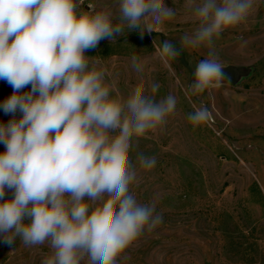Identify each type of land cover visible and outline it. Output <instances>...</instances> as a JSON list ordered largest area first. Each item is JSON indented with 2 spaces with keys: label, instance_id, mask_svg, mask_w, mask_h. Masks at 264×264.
Wrapping results in <instances>:
<instances>
[{
  "label": "clouds",
  "instance_id": "9594fccd",
  "mask_svg": "<svg viewBox=\"0 0 264 264\" xmlns=\"http://www.w3.org/2000/svg\"><path fill=\"white\" fill-rule=\"evenodd\" d=\"M85 0H0V80L12 87L0 110V239L25 247L47 244L41 264H118L146 231L163 222L157 198L139 203L131 151L162 128L177 108L173 94L157 100L161 85L146 86L144 64L131 56L139 83L121 95L107 70L85 52L114 42L125 29L151 34L176 16L165 0H117L116 8ZM259 0H187L196 27L180 39L153 45L165 66L183 49H208L193 71L186 96L219 89L225 81L215 41L246 22ZM30 86V91H23ZM183 87V86H182ZM187 120L199 126L209 108L192 104ZM21 114L16 119L17 113ZM139 169L155 156L138 153ZM7 192L12 196L5 199Z\"/></svg>",
  "mask_w": 264,
  "mask_h": 264
},
{
  "label": "rangeland",
  "instance_id": "374dc122",
  "mask_svg": "<svg viewBox=\"0 0 264 264\" xmlns=\"http://www.w3.org/2000/svg\"><path fill=\"white\" fill-rule=\"evenodd\" d=\"M117 0H85L89 5L116 8ZM176 16L143 36L125 29L114 42L101 40L86 56L107 70L106 80L127 96L139 81L131 56L144 64L146 86L161 85L159 100L177 97L174 115L167 124L145 137L131 151L137 166L138 185L130 191L139 203L157 198L163 222L145 232L118 258V264H264V0L246 22L223 32L215 41L223 67H235L231 82L199 96H186L193 77L179 56L165 66L153 45L180 39L196 24L186 9L187 0H165ZM192 70L206 58L208 49H183ZM183 86V87H182ZM30 91V86L23 89ZM13 93L0 80V104ZM209 108L206 123L193 126L187 120L192 104ZM21 114H16L19 119ZM11 114L0 110V123ZM0 144V153L4 152ZM138 153L155 156L150 172L139 169ZM12 196L7 192L5 199ZM50 252L47 244L25 247L19 238L8 245L0 239V264H41Z\"/></svg>",
  "mask_w": 264,
  "mask_h": 264
},
{
  "label": "water",
  "instance_id": "95a60500",
  "mask_svg": "<svg viewBox=\"0 0 264 264\" xmlns=\"http://www.w3.org/2000/svg\"><path fill=\"white\" fill-rule=\"evenodd\" d=\"M177 48H179V45H176ZM179 60L181 62V64L187 69L189 70L190 74H191V77H193V73H192V70L191 68L189 67V65L187 64L186 62V58H185V55H184V52L182 51L181 55H179ZM224 71V74H225V81L222 85H226V84H229L231 82V79H232V75L233 74H236L238 75L239 72H238V69L235 68V67H225L223 69Z\"/></svg>",
  "mask_w": 264,
  "mask_h": 264
}]
</instances>
